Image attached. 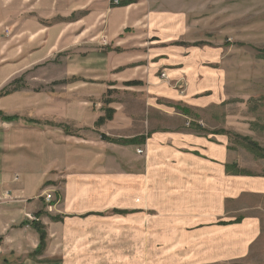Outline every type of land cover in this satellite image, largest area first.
<instances>
[{
	"label": "rangeland",
	"instance_id": "obj_1",
	"mask_svg": "<svg viewBox=\"0 0 264 264\" xmlns=\"http://www.w3.org/2000/svg\"><path fill=\"white\" fill-rule=\"evenodd\" d=\"M82 1L60 0L58 10L53 0H0V94L11 92L0 98V112L17 117L3 122L0 116V178L8 169L16 176L23 169L36 174L42 168H63L58 188L38 185L35 177L25 178L21 188L26 194L1 186L0 205L39 203L51 192L52 206L57 202L53 195H62L63 182L71 179L70 190L84 192L85 206L102 207L108 214L101 222L85 219L70 226L73 235L55 244L61 257L73 264H264V159L242 141L248 138L264 151V56L259 52L264 51V0H167L165 5L177 9L172 13L183 20L185 39L194 42L171 46L194 45L196 63L176 86L177 103L149 95L150 104L160 107L149 112L145 91L134 88L141 81H129L140 83L135 86L115 84L106 80L104 70L92 74L89 82L70 77L69 67L80 71L84 56L107 47L104 15L93 17L86 9L70 14L62 8ZM111 106L124 116L147 113L156 129L176 126L162 117L166 110L184 115L180 108H186L187 127L197 132V125L226 139L231 150L226 165L235 164L253 177L231 175L224 167L230 178L221 173L219 192L229 198L224 197L218 210L216 202L195 200L201 190L210 200L215 192L198 179L185 190L175 181L176 189L168 191L152 172L148 191L140 164L101 138L118 139L117 134L101 132L112 119L97 124ZM68 133L77 141L83 139L80 134L92 140L100 137L107 149H76L70 170L64 164L68 154L54 152L52 145ZM171 194L169 202L165 197ZM202 208L210 210L212 218L218 216L214 219L219 230H196ZM115 209L126 213L112 214ZM132 210L139 213H129ZM238 218L242 220L230 232L221 229Z\"/></svg>",
	"mask_w": 264,
	"mask_h": 264
},
{
	"label": "crops",
	"instance_id": "obj_2",
	"mask_svg": "<svg viewBox=\"0 0 264 264\" xmlns=\"http://www.w3.org/2000/svg\"><path fill=\"white\" fill-rule=\"evenodd\" d=\"M59 1L53 0V4L58 5V10H60ZM69 1L71 2V0ZM113 1L84 0L73 7L71 4L62 7L70 14L86 9L92 13L90 16L101 17L104 15L101 20L105 28L104 45L107 47L100 48L89 56H84L83 62L78 64L82 67L80 71L77 72L75 67H69V73L73 74L70 77L76 79L75 77L78 75L80 79L89 82L90 79H93L92 74L101 73L104 70L109 75L106 80L112 81V83L122 84L138 80L142 82V85L134 88L141 92L145 91V96L155 94L157 96L153 97H169L171 101L176 102L180 99L175 91L178 84L181 86L179 80L185 78L184 75L189 73L190 66L196 63L193 58L196 53L195 47L178 45L174 47L176 43H194L187 42L185 39L186 35L182 28L183 20L172 13L177 9L172 8L171 5H165L167 0H118V5H113ZM185 48L194 50L190 53L182 52ZM157 73H164L167 78L160 80L161 75H156ZM150 98L152 97H148L149 104ZM183 102L188 103L187 100H183ZM148 103L146 105L148 112L150 109L151 111L160 110L157 105L151 103L150 106ZM111 109L115 112L113 118L104 124V130L101 132L106 136H109L110 133L117 134L118 139H144V142L138 145H122L111 142L109 144L127 151L131 155V160L136 161L137 165L140 164L143 172L142 178H144L148 191L151 187L149 178L154 172V177L159 179L161 186L167 188L168 191L176 189L175 181L180 183L177 187L185 190L196 179L202 187L204 185L215 187L211 200L207 194L202 193V190L195 200L199 203L216 202L217 210L219 203L224 201V197L225 199L229 198V194L221 196L219 192L221 173L223 177L230 178V175H225L223 172V168L229 163L228 158L231 152L226 139H222L216 134L193 131L186 125L187 117L176 113L175 110L170 109L174 111L173 113L166 110L168 113L165 116L162 114V117L176 123V126L156 129L153 128L152 117L147 113L124 116L118 113L120 110L118 107L111 106ZM79 137H83V139L78 138L77 141L75 135L68 133L67 136H64L63 134V137L58 136V140L52 143L56 147L54 152L68 154L67 163L64 162V164L70 165V170L74 163V158L70 156L74 155L76 149H88L93 146L97 148L98 145V149H107L105 144L108 142L101 141L100 137L94 140L88 139L83 134H80ZM59 139L61 140L59 141ZM138 150H141L142 153L137 154ZM137 168L139 167L137 166ZM51 169L42 168L36 174L23 169L19 170L16 176H13L11 170L8 169L2 173L0 179L3 182H9H6V185L3 182L0 184L2 188L6 187L16 195H19L21 190L26 194V191L21 188L25 178L35 177L38 185L45 182L49 186L58 188L63 168ZM50 177L53 178L49 180ZM138 181L140 179L137 180V183ZM222 181L224 182L225 179ZM72 182L71 179L63 182L66 185L62 189L63 194L53 195L57 202L52 205L54 210L51 211H47L44 200L39 203L22 201L15 202L17 204L0 205V264H73L68 258L61 257V253L55 249V244L59 242L62 245L64 242L66 243L65 236L73 235L75 231L70 226L83 224L81 221L85 219L101 222L108 214L102 210V207L85 206L83 203L84 192L76 191V188L70 190L74 186ZM18 184L20 185L18 186ZM39 192L37 191V193ZM165 199L171 202L172 194L166 196ZM132 211H135L133 214L139 213L137 210ZM202 211L203 213H197V217L201 218L196 230L208 228L214 231L219 230V226L215 225V219L218 216L214 219L211 217L210 210L204 211L202 208ZM87 214L90 215L87 216ZM27 216H32L35 220L29 221ZM32 223L40 224L46 234L45 247L40 252H37L40 243L39 233L33 228ZM234 224L228 222L221 229L230 232ZM230 241L233 242L231 246L235 249L234 235Z\"/></svg>",
	"mask_w": 264,
	"mask_h": 264
},
{
	"label": "trees",
	"instance_id": "obj_3",
	"mask_svg": "<svg viewBox=\"0 0 264 264\" xmlns=\"http://www.w3.org/2000/svg\"><path fill=\"white\" fill-rule=\"evenodd\" d=\"M192 46H194V45H192ZM259 52L262 56H264L263 50H261ZM124 85L125 86H135V85H140V83L139 82H127ZM10 93H11L10 91H2L0 94V98L2 96L9 95ZM110 102H111L110 100H106L104 103L109 104ZM180 110L184 115H187L189 113V110L186 108H180ZM113 113H114L113 109L107 108L105 110V115L97 120V124L100 125V124L104 123L105 120H111ZM0 116H1V119L3 120V122H13L17 119L16 116H4L1 112H0ZM195 129L199 133L201 132V133H206V134H214V133L204 132V131L200 130L199 126H197V125L195 126ZM215 134H217V133H215ZM220 134H222V132H220ZM101 138L103 140L105 139V141H107V142L122 144V145H132V144L138 145V144H141L144 142L143 138H139V139H110V138H106L104 136H101ZM242 141L244 142V147H246L249 151L253 152L257 158L264 159V151H262V149L257 144L253 143L248 138H243ZM225 170L227 173L234 175V176L253 177L252 174L245 172L244 170H239L235 164L226 165ZM262 177H264V175ZM134 212L135 211H130L129 213H134ZM124 213H126V211H121V210H116V209L112 210V214H115V215H122ZM88 215H90V214H87V216ZM241 220H242V218H238L237 220L231 222V224L240 223ZM32 225H33V228L39 233L40 243H39V248H38L37 252H40L45 247L46 234H45L43 227L40 224L32 223Z\"/></svg>",
	"mask_w": 264,
	"mask_h": 264
},
{
	"label": "built area",
	"instance_id": "obj_4",
	"mask_svg": "<svg viewBox=\"0 0 264 264\" xmlns=\"http://www.w3.org/2000/svg\"><path fill=\"white\" fill-rule=\"evenodd\" d=\"M113 4L118 5V0H114L113 1ZM104 43H105V40H104ZM160 77H161V79H165L166 78V76H165L164 73H162ZM137 152L138 153H142L141 150H138ZM0 190H1V185H0ZM2 196L6 197L7 196V192H6V195L3 194ZM43 199H44V202L47 205V209L49 211H51V209H52V206H51L52 194H51V192H48V193L44 194L43 195ZM28 219H30L31 221H34L35 220V218L32 217V216H28Z\"/></svg>",
	"mask_w": 264,
	"mask_h": 264
}]
</instances>
